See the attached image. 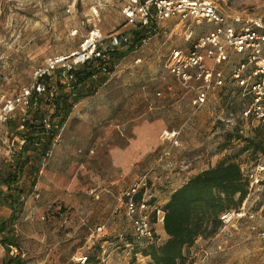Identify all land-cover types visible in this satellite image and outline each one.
Instances as JSON below:
<instances>
[{
	"label": "rangeland",
	"instance_id": "1",
	"mask_svg": "<svg viewBox=\"0 0 264 264\" xmlns=\"http://www.w3.org/2000/svg\"><path fill=\"white\" fill-rule=\"evenodd\" d=\"M126 1L0 0V97L28 83L33 69L48 57L75 49L93 27L106 36L135 35L122 13ZM217 2L231 15H264V0ZM191 26L196 33L206 28ZM170 29L145 44L134 38L135 46L121 54L112 72L84 80L74 96L65 93L72 99L60 101L59 118L68 112L60 119L65 125L54 149L52 187L35 199L34 215L19 223V234L13 231L26 253L20 264H154L141 250L162 244L167 235L153 207L163 210L171 192L202 169L255 162V152L245 147L257 130L242 126L239 91L232 84L212 89L197 106L194 91L168 72L170 51L189 44L181 24L170 23ZM10 164H4L6 172ZM77 171L83 186L102 190L99 198L86 194V206L66 201L69 176ZM144 175L152 242L136 238L122 198L123 190ZM246 197L245 210L254 217L237 216L214 235L198 237L177 264H264V238L257 235L258 228L264 229V189Z\"/></svg>",
	"mask_w": 264,
	"mask_h": 264
},
{
	"label": "built area",
	"instance_id": "2",
	"mask_svg": "<svg viewBox=\"0 0 264 264\" xmlns=\"http://www.w3.org/2000/svg\"><path fill=\"white\" fill-rule=\"evenodd\" d=\"M122 13L144 44L152 36L170 34L168 21L181 24L183 38L189 44L170 51L168 72L183 87L194 91L193 103L197 106L206 101L212 89L232 84L243 99L238 115L244 122L243 128L253 126L264 144V15H231L217 0H127ZM192 24L206 28L196 33ZM77 32L74 29L72 34ZM132 46H135L134 35L115 32L106 36L100 28L93 27L75 49L48 57L33 69L28 83L1 95L0 157L13 162L25 145L31 144L42 152L38 173H43L60 143L65 125L57 112L63 87L73 88L83 68L93 71V76L109 74L117 67L118 56ZM16 120L20 125L16 131L10 130L8 125ZM255 154L254 163H239L249 182V196L264 189V149ZM145 176L124 189L122 198L136 238L152 242L154 230L149 214L152 205ZM244 199L239 208L220 216L224 226L237 216H255L254 212L245 210L248 197ZM152 210L163 221L164 211L157 206ZM12 226L16 227L15 221ZM257 235L264 238V229L258 228ZM0 247L10 256L11 264H20V259L25 257L17 242L0 243Z\"/></svg>",
	"mask_w": 264,
	"mask_h": 264
},
{
	"label": "trees",
	"instance_id": "3",
	"mask_svg": "<svg viewBox=\"0 0 264 264\" xmlns=\"http://www.w3.org/2000/svg\"><path fill=\"white\" fill-rule=\"evenodd\" d=\"M134 38L141 36L136 33ZM90 77L91 72H86L81 80ZM62 108L64 106H58V114L62 113ZM67 112L65 109L61 118ZM257 135L248 139L246 149L252 148L253 152L264 149L260 133ZM248 187L249 182L237 162L219 163L202 169L172 191L165 202L163 229L166 240L160 245L151 243L141 252L154 264H177L184 258L185 249L192 246L198 237L212 236L224 226L220 216L239 208L248 194ZM12 220L14 217L1 223L0 232L12 224Z\"/></svg>",
	"mask_w": 264,
	"mask_h": 264
},
{
	"label": "crops",
	"instance_id": "4",
	"mask_svg": "<svg viewBox=\"0 0 264 264\" xmlns=\"http://www.w3.org/2000/svg\"><path fill=\"white\" fill-rule=\"evenodd\" d=\"M170 23L173 22L168 21L169 25ZM85 71L91 72L90 78L95 77L93 76V71L83 68L80 71L79 79L73 84V88L63 87L60 96L61 102L63 99L66 101L72 99V96H69L70 98H68L64 95L70 93L74 96L77 94V90L82 88L81 83L84 80H81V77L86 73ZM19 125V122L16 120L10 123L8 125V128L10 130L16 131ZM57 152L58 150H54L53 154H56L49 160L48 164L46 165V167L48 166V168L45 170V173L43 175H41L42 173H38V168L41 164L42 152L40 149L32 146L31 144L25 145V147L18 154L16 160L13 162L9 161L7 158L0 157V226L1 223L10 220L12 217H14V221L16 222V227H13L12 224H10L0 232V243H4L7 241L17 242L14 241L13 231L16 232V235L19 234V223L21 224L27 220H31L34 215L35 199H38L41 195L43 196L45 191L51 189V169L55 165V162L58 158ZM6 162H11L12 164L10 165H13V167L8 169L7 172L3 168ZM16 167L18 168L16 169ZM79 170H81L79 172L83 173L86 170V166L82 164ZM69 177H71V180L69 181V184L66 188L67 191L65 195L68 196L66 201L70 205L75 202L85 206L88 205V203L90 202V196L86 194L92 193L95 198H99L101 196L102 190L97 189L98 185L83 186V182L78 176V171L74 174L71 173ZM86 186L89 187L87 188ZM37 188L40 192L37 191ZM80 189L81 191H79ZM36 193L39 195V197L37 198H35ZM168 199L169 197L167 198V200ZM9 227L13 228V230ZM17 243L19 244V242ZM3 252H0V264H11L12 260L10 256L7 253ZM21 262L22 261H19V263Z\"/></svg>",
	"mask_w": 264,
	"mask_h": 264
},
{
	"label": "bare ground",
	"instance_id": "5",
	"mask_svg": "<svg viewBox=\"0 0 264 264\" xmlns=\"http://www.w3.org/2000/svg\"><path fill=\"white\" fill-rule=\"evenodd\" d=\"M168 135H172V134H170L169 132L167 133Z\"/></svg>",
	"mask_w": 264,
	"mask_h": 264
}]
</instances>
